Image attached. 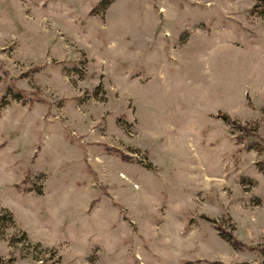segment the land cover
Listing matches in <instances>:
<instances>
[{"label":"rangeland","instance_id":"obj_1","mask_svg":"<svg viewBox=\"0 0 264 264\" xmlns=\"http://www.w3.org/2000/svg\"><path fill=\"white\" fill-rule=\"evenodd\" d=\"M99 1L0 0V264L262 263L264 0Z\"/></svg>","mask_w":264,"mask_h":264},{"label":"trees","instance_id":"obj_2","mask_svg":"<svg viewBox=\"0 0 264 264\" xmlns=\"http://www.w3.org/2000/svg\"><path fill=\"white\" fill-rule=\"evenodd\" d=\"M110 3H112V0H100L99 1V4H101L102 7H106ZM90 12L93 14L94 11H90ZM218 116L224 118L225 120H227V118H228V117H226V115H222V114H218ZM117 152H119L121 154L122 158H128L129 157L125 153H121L120 151H117ZM220 234H222L223 238L227 242H229L234 248H237V249L242 248L243 245L240 242V240H238L231 232L220 231ZM234 264H246V263H234ZM260 264H264V260Z\"/></svg>","mask_w":264,"mask_h":264}]
</instances>
